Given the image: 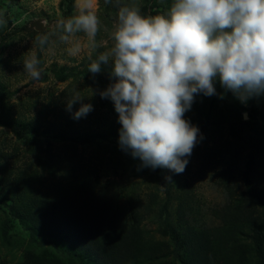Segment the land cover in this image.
<instances>
[{
  "label": "rangeland",
  "instance_id": "1",
  "mask_svg": "<svg viewBox=\"0 0 264 264\" xmlns=\"http://www.w3.org/2000/svg\"><path fill=\"white\" fill-rule=\"evenodd\" d=\"M60 2L61 0H0V20L4 21L0 24V41L6 34H10L0 57V83L4 94L0 105V151L8 155V162L16 175L34 162L31 170L33 169L37 180L31 183L28 196H35L38 192L59 194L60 188H67L70 184L66 173L61 172L57 178H50L45 165L37 164L39 153L44 156L49 142L55 140L53 134L42 126L40 128L42 121L36 120L39 111L52 103V106L57 105L56 112L59 115L61 109H64L65 114L73 115L81 104H91L93 110L81 118L78 128L84 134L98 130L114 132L112 122L121 126L118 113L111 99L101 98L100 95L113 82L109 76L111 64L102 65L98 74L90 73L88 66L100 53L113 45L111 33L118 21L119 7L136 6L142 15L152 16L154 2L159 8L158 13L165 14L173 0H111V3L93 0V10L101 21L96 47L91 46L84 33H76L73 44L78 43L81 51L75 56L68 54L70 45L59 40L56 22L64 19ZM81 2L82 0L75 1V15L79 13ZM33 24H38V27H33ZM44 35L49 37V42L41 47L37 37ZM39 50L41 59L38 67L41 77L33 80L25 72L23 62L33 52L38 59ZM76 93L83 99L73 104L70 112L67 110V101ZM251 98L254 102L251 106L247 105L248 112L260 119L264 116V94ZM248 112L244 113L246 119ZM204 120V115L198 117V142L191 156L187 157L188 163L182 174H175L164 168L153 170L141 167L139 158H133L130 152L120 148L119 131L114 136L110 135L107 141L117 148L115 155L105 153L106 150L100 148L99 142L94 141L85 146L80 145L74 157L79 154L80 159L87 161L92 168H97L99 173L95 179L102 186L116 183L115 189H118L123 206L128 205L133 194L139 193L147 201L150 191L157 192L160 203L143 228L148 231L149 239L168 240V236L164 234L166 220L169 223L176 222L175 209L182 200L192 204L194 209L190 218L196 225L219 224V219L213 212L215 209H222L229 199L227 191L219 184L218 173L222 169L231 166L236 197L245 192L242 176L246 170L247 148L242 146L238 157L226 161L220 152L224 151L229 141L227 124L220 121L219 124L204 125ZM1 122H6L7 125H2ZM13 127L21 130V137L16 135ZM71 170H74L73 167ZM261 170L264 171V159ZM168 176L171 177V182L165 179ZM6 188L7 185L1 183L0 264L21 261L26 250L36 253L52 251L58 254L11 209L14 201L4 197Z\"/></svg>",
  "mask_w": 264,
  "mask_h": 264
},
{
  "label": "trees",
  "instance_id": "2",
  "mask_svg": "<svg viewBox=\"0 0 264 264\" xmlns=\"http://www.w3.org/2000/svg\"><path fill=\"white\" fill-rule=\"evenodd\" d=\"M75 1L61 0L64 19L75 16ZM158 11L154 2L152 15L159 14ZM9 37L10 34H6L0 41V57ZM37 55L40 60V50ZM214 86L217 94L196 95L184 118L197 128L198 117L203 115L204 125L220 121L227 124L229 141L220 155L228 162L239 156L242 146L247 148L243 195L236 197L234 193L231 166L218 173L219 184L229 196L228 203L213 212L219 219L218 225L193 223L190 213L194 208L182 200L175 209L176 222L166 220L164 234L169 239H149L143 227L159 205L160 195L150 191L145 201L139 193L133 194L128 205L123 206L116 183L102 186L95 179L99 173L97 168L80 159L79 154L74 157L80 145L94 141L99 142L105 153L115 155L117 148L107 141L121 126L112 122L114 132L98 130L84 134L78 128L81 118L74 119L71 113L65 114L64 109L59 115L57 105L51 103L39 111L36 120L41 119L40 128L53 134L55 140L49 142L44 156L39 153L36 161L45 165L50 178L66 173L70 184L60 188L59 194L38 192L28 196L31 183L37 180L31 170L34 162L16 175L8 155L0 151V185H7L4 197L14 201L10 207L21 221L58 254L51 250L42 253L26 250L23 259L15 264H264V171L261 170L264 116L258 119L248 112L247 105L254 102L252 98L241 102L231 91L222 88L219 80ZM3 100L0 83V105ZM245 112L248 119L244 117ZM1 124L7 125L6 122ZM12 129L21 137L18 127Z\"/></svg>",
  "mask_w": 264,
  "mask_h": 264
},
{
  "label": "clouds",
  "instance_id": "3",
  "mask_svg": "<svg viewBox=\"0 0 264 264\" xmlns=\"http://www.w3.org/2000/svg\"><path fill=\"white\" fill-rule=\"evenodd\" d=\"M117 17L113 45L88 71L98 74L111 64L113 82L100 95L111 99L118 113L119 146L139 158L141 167L182 174L198 142L199 129L184 118L196 95H216L217 80L241 102L264 94V0H173L167 13L152 16L124 5ZM100 24L93 0H82L79 13L58 20L56 29L75 56L81 51L73 44L76 33H84L95 48ZM37 42L43 47L49 37ZM39 64L34 52L23 62L33 80L41 77ZM82 99L73 95L67 110ZM92 110L81 104L73 118ZM165 179L171 182L170 176Z\"/></svg>",
  "mask_w": 264,
  "mask_h": 264
},
{
  "label": "water",
  "instance_id": "4",
  "mask_svg": "<svg viewBox=\"0 0 264 264\" xmlns=\"http://www.w3.org/2000/svg\"><path fill=\"white\" fill-rule=\"evenodd\" d=\"M33 27H38V24H33ZM245 118H247V117H245Z\"/></svg>",
  "mask_w": 264,
  "mask_h": 264
}]
</instances>
